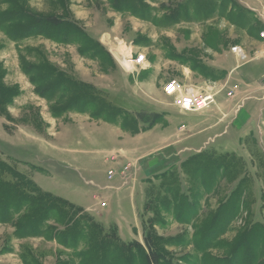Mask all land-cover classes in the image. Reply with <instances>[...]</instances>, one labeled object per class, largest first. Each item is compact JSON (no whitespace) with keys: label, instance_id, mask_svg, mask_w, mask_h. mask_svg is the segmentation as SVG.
<instances>
[{"label":"rangeland","instance_id":"obj_1","mask_svg":"<svg viewBox=\"0 0 264 264\" xmlns=\"http://www.w3.org/2000/svg\"><path fill=\"white\" fill-rule=\"evenodd\" d=\"M186 1L146 0L148 18H140L113 9L108 0H0V21L6 17L0 22V159L56 196L78 202L81 194L90 197L98 191L88 180L105 179L109 163L102 150L112 143L105 135L96 143L83 142L86 133L93 134L104 122L90 108L82 111L78 98L69 93L87 89L97 100L136 117V130L158 127L143 139L151 144L142 151L150 147L160 151L151 157L149 175H143L144 168L127 166L132 178L141 180L144 201L135 238L119 236L121 241L139 243L147 252L144 237L151 234L160 239L158 249L165 251L169 264H209L225 260L239 232L264 226V145L256 133L257 127L264 129V0H215L218 8L210 14H199L193 6L189 17L167 22L170 11ZM32 14H58L76 23L95 50L81 54L77 43L27 33L12 37L3 30L24 28L28 23L23 19ZM11 17L19 20H7ZM237 45L245 52L244 59L231 51ZM117 53L126 57L129 67ZM141 55L143 61L135 62ZM35 68L48 70L50 77L58 74L39 80L41 93L49 95L45 89L58 84H65L69 92L57 91L52 97L37 93L27 73L34 75ZM173 79L186 89L215 92V103L198 111L178 109L173 96L163 92ZM122 122L119 118L117 124L133 129ZM134 146L129 143L126 148ZM63 148L70 151L59 150ZM200 151L228 154L238 162L207 187L201 179L191 180L181 167ZM166 170L177 173L180 193L195 202L196 208L185 212L193 218L183 222L174 218L173 208L145 207L147 189L156 191V198L162 195L158 175ZM234 190V197L242 192V209L212 248L200 251L195 247V227ZM83 210L101 224L92 208ZM14 223H0V264H78L82 244L67 248L54 239L16 238ZM46 225L60 228L52 220ZM255 258L257 263L263 256L258 253Z\"/></svg>","mask_w":264,"mask_h":264},{"label":"trees","instance_id":"obj_2","mask_svg":"<svg viewBox=\"0 0 264 264\" xmlns=\"http://www.w3.org/2000/svg\"><path fill=\"white\" fill-rule=\"evenodd\" d=\"M57 1L61 3L62 0ZM145 1L108 0L110 6L115 10L130 12L140 18H148ZM193 6L200 9V13H197L203 15L210 14L218 8L215 0H187L185 5H179L178 9L175 8L170 11L167 22H175L180 18L189 17ZM5 18H1L0 22ZM7 20L19 19L11 17ZM23 20L28 23L24 28L12 29L6 26L3 27V30L12 37H17V34L21 35L20 33H27L28 36L44 35L56 42L77 43L80 46L81 54L87 50H95L93 42L78 28L76 23L62 18L58 14H50L49 16L32 14ZM0 24L2 25V23ZM95 46L97 47V45ZM48 72V70L46 72L43 70L36 71L35 68L33 75V72L27 71L37 93H41L38 86L42 77L48 81L52 77H58V74L55 73L52 77L46 75ZM45 91L51 93L49 95L41 93L42 96L52 97L57 91L69 92L65 84H58L54 87L48 86ZM70 91V95L77 97V101L82 104V111L90 108L96 118L116 125L130 134H136L143 130L142 128L135 129L136 117H129L121 112L120 108L114 107L105 100H97L87 89L76 91L71 89ZM93 100H95V104ZM120 112L121 114H119ZM137 114L139 118L142 112L139 111ZM151 115L153 114L151 113ZM119 118L122 119L123 124L133 127L134 130L126 129L125 125L117 124ZM232 162L237 164L238 159L228 154L214 156L205 151H200L183 161L181 167L191 180L196 182L201 179L203 185L209 187L218 174L228 175L229 171L233 170V167L231 168ZM6 175H9L10 179L6 178ZM158 177H160V185L163 189L162 195L156 198L157 192L150 188L147 189L145 207L151 205L154 210L173 208L174 218L183 222L193 218H187L185 212L196 208L195 202L188 200L186 195L180 193L177 173L166 170L160 173ZM235 192L237 191L234 190L218 205L216 210L211 212L207 218L205 217L200 226L195 227V247L200 251L212 248L214 241L227 230L230 222L242 209V203H244L241 199L242 192L234 197ZM194 195L196 197V193ZM14 220V236L16 238L43 237L54 239L67 248H76L82 244L84 248L78 252V264H169L165 251L162 252L158 249V246L161 245H159V238H155L151 234L146 236L145 233L147 252L139 243L123 242L115 225L106 229L94 221L88 213H85L83 208L50 192L42 191L24 174L19 173L0 159V223H10ZM50 220L54 221L60 228L46 225ZM256 228H251L246 233L244 231L239 232L238 238L235 240L236 243L231 245V250L225 256V260L214 259L209 264H238L240 262L242 264H264V226ZM239 253H244L245 257L239 259ZM258 253L263 256V259L255 263V257L258 256Z\"/></svg>","mask_w":264,"mask_h":264},{"label":"crops","instance_id":"obj_3","mask_svg":"<svg viewBox=\"0 0 264 264\" xmlns=\"http://www.w3.org/2000/svg\"><path fill=\"white\" fill-rule=\"evenodd\" d=\"M98 127L99 129L93 134L86 133L87 138L83 142H85L84 144L96 143V141H100L98 139L104 137V135L110 139L109 142L112 143V145L102 150L104 161L109 163L105 172V179L101 182L93 179L88 180L92 182L98 190L90 194V197L81 194L78 198V202L71 198H62L86 210L92 208L94 211H90L91 214L98 220H101V224L104 226L115 225L118 235L121 238L131 240L135 238L133 233L137 223V213L144 201V197L140 193H142L144 189L139 187L141 185L140 179L136 182V180H134L135 178H132L127 166L130 164L136 169L144 168L142 171L143 175L145 177L149 175V170L152 169L151 166L148 167L152 159L151 157L155 153L158 155L160 151L158 152L156 147H150L149 150L142 151L144 145L147 147L148 144H151L150 142L147 143L143 141V139L145 140L149 135L155 134L158 127L155 125L144 132L142 131L136 134L127 133L118 126H113V124L107 122H102ZM257 128L256 133L259 134L257 139L264 145V129L260 126ZM138 142H140V144L137 147L136 143ZM129 143L134 144L136 148L127 149L126 147ZM52 148L55 149L53 146ZM59 150H64V152L70 151L68 148ZM79 150L83 151L81 147ZM129 153L131 154L129 155ZM118 155H122L123 159L121 161L115 158ZM131 155H135V157H131ZM109 170L113 172L110 176L108 174Z\"/></svg>","mask_w":264,"mask_h":264},{"label":"built area","instance_id":"obj_4","mask_svg":"<svg viewBox=\"0 0 264 264\" xmlns=\"http://www.w3.org/2000/svg\"><path fill=\"white\" fill-rule=\"evenodd\" d=\"M264 35V34H263ZM233 53H236L238 57L244 59L246 57L245 52L240 46H233L231 48ZM143 61V56H139L135 59V62L140 63ZM185 84L178 80H170L163 86V92L169 96H173L174 105L182 111H198L206 109L215 103V92L209 91H196L194 89H186ZM112 170L108 171L109 176L112 175Z\"/></svg>","mask_w":264,"mask_h":264},{"label":"bare ground","instance_id":"obj_5","mask_svg":"<svg viewBox=\"0 0 264 264\" xmlns=\"http://www.w3.org/2000/svg\"><path fill=\"white\" fill-rule=\"evenodd\" d=\"M237 53V52H236ZM238 54V53H237ZM117 55H118V58H119V60L121 61V63L124 65V66H128L129 67V61L126 59V57L124 56V55H121L120 53L118 54L117 53ZM239 55V54H238ZM207 92V91H206Z\"/></svg>","mask_w":264,"mask_h":264}]
</instances>
